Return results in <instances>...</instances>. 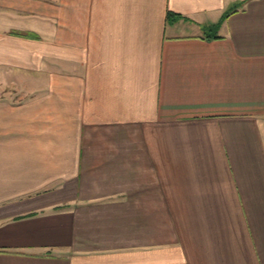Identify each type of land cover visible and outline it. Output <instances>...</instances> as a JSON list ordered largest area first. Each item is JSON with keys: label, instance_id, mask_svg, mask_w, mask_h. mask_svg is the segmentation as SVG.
Here are the masks:
<instances>
[{"label": "crops", "instance_id": "crops-1", "mask_svg": "<svg viewBox=\"0 0 264 264\" xmlns=\"http://www.w3.org/2000/svg\"><path fill=\"white\" fill-rule=\"evenodd\" d=\"M0 264H264V0H0Z\"/></svg>", "mask_w": 264, "mask_h": 264}, {"label": "trees", "instance_id": "trees-1", "mask_svg": "<svg viewBox=\"0 0 264 264\" xmlns=\"http://www.w3.org/2000/svg\"><path fill=\"white\" fill-rule=\"evenodd\" d=\"M229 14H230V12H226V13H224V15H223V17H222V20H224L226 17H228ZM170 17H172V16L168 14V18H170ZM218 26H219V24L214 25V26H213V29L218 28Z\"/></svg>", "mask_w": 264, "mask_h": 264}, {"label": "rangeland", "instance_id": "rangeland-1", "mask_svg": "<svg viewBox=\"0 0 264 264\" xmlns=\"http://www.w3.org/2000/svg\"><path fill=\"white\" fill-rule=\"evenodd\" d=\"M210 33V32H209Z\"/></svg>", "mask_w": 264, "mask_h": 264}]
</instances>
